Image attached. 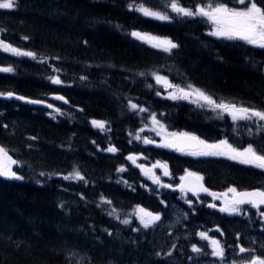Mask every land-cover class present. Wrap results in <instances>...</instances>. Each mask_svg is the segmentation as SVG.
Wrapping results in <instances>:
<instances>
[{"label":"trees","instance_id":"trees-1","mask_svg":"<svg viewBox=\"0 0 264 264\" xmlns=\"http://www.w3.org/2000/svg\"><path fill=\"white\" fill-rule=\"evenodd\" d=\"M16 2L17 8L0 10V39L37 53V59L0 50V67L13 68L12 72H0V91H15L45 103L0 97V143L18 158V172L24 177L16 182L0 178V264H201V258L191 250L198 227L217 225L225 233L234 232L226 242L241 241L254 249L253 254L264 256V229L258 210L244 207L242 216L237 217L198 202L194 212L185 206L193 219L187 224L194 237L183 240L179 248L172 244L156 256L158 248L169 242L167 230L155 227L134 232L139 221L131 214L140 205L169 217L180 203L179 192L153 184L126 160L131 152L143 154L138 164L165 161L174 175L172 184L189 169L199 172L215 192L230 185L240 190L264 188V170L255 166L227 158L189 157L157 145L145 146L129 135L144 124L149 126L148 117L155 112L170 131L191 132L210 142L227 138L237 147L264 145V130L257 129L260 122L251 121L249 129L247 123L234 122L228 115L212 119L214 111L207 107L165 97L164 88L150 74L157 67L169 66L173 84L186 86L190 82L214 99L264 108V49L210 35L211 25L205 18L180 17L164 7L171 0H135L167 12L172 17L167 21L129 10L130 0ZM177 2L194 10L197 3L209 0ZM227 2L236 6V0ZM133 30L167 37L178 47L166 53L132 37ZM41 57L48 59L40 62ZM53 67L62 71L53 72ZM139 72L146 75L139 76ZM178 74L184 79L177 78ZM50 75H59L64 83L53 84ZM58 93L67 98L68 106L50 99ZM128 99L148 112L137 115L129 110ZM49 103L62 109L57 119L48 114ZM92 119L106 121V129L93 127ZM109 143L118 151H103ZM120 165L125 171L117 173ZM74 166L87 183L63 179ZM42 171L44 176H40ZM57 172L61 175H47ZM121 178L128 184L118 183ZM101 195L111 200V205L102 203ZM113 208L120 219L130 216L131 223L121 224L109 216ZM205 217L219 220H201ZM244 217L250 220H236ZM196 219L202 221L199 226ZM235 233L241 237L236 238ZM170 249L172 254L164 255Z\"/></svg>","mask_w":264,"mask_h":264},{"label":"snow or ice","instance_id":"snow-or-ice-1","mask_svg":"<svg viewBox=\"0 0 264 264\" xmlns=\"http://www.w3.org/2000/svg\"><path fill=\"white\" fill-rule=\"evenodd\" d=\"M18 4L16 0H0V10H11L17 8ZM164 7L170 8L171 12L176 13L180 17H202L206 18L211 22L212 29L210 35L217 38H225L228 40H241L246 42L249 45L258 46L261 49H264V0H236V6H229L227 0L225 2H206V3H197L195 8L182 6L177 2V0H171L170 3L165 4ZM129 10H135L146 17H151L161 21L171 20L172 17L164 11L152 10L149 7H145L143 3L137 4L135 0H130L127 4ZM119 27V26H117ZM131 36L137 39L146 40L152 44V47L161 49L166 53H171L173 49H176L178 45L167 37H158L153 36L150 33H142L137 30L131 32ZM28 39V37H23ZM85 44L87 41L84 42ZM0 50L4 52H10L16 56H27L32 59H37V53L29 50L20 49L14 47L12 44L7 43L5 40L0 39ZM48 57H41L40 62H44ZM52 59L59 60V57H52ZM12 67H0V72H12ZM53 72L59 73L62 71L60 68H52ZM151 76L155 80L156 84L163 85L165 87L166 94L171 100L185 99L190 100L193 103L199 104L201 107H207L212 111L217 112V114L227 113L228 116L235 122L238 120H247V121H257V129L264 130V108L257 107L249 103L245 105L243 103L237 104L231 101L224 99H214L206 90L195 87L192 83H188L186 86L179 84H173L169 81L167 76H163L156 71H152ZM139 76H145V72L137 73ZM48 79L56 85L64 83L61 80L59 75H50ZM81 79H86V77H81ZM149 88L152 85H148ZM171 89V91H168ZM54 98L64 103H68L64 96L53 94ZM157 96H160L159 91L156 92ZM16 96L13 91H0V97L12 98ZM18 100H27L29 103L33 104H44L45 100L36 99L29 100L25 96H16ZM49 109H53L55 113L63 114L62 109L55 107L53 104H47ZM127 107L129 110H134L137 115L141 112H148V109L144 108L142 105L133 103L131 99H128ZM50 116H53V113H48ZM163 115V114H161ZM55 119V116H53ZM148 119L151 121L152 127L149 131H154L156 136L161 137L159 143L149 136L141 137L140 133L144 131V128H148V124H144L142 128L136 130L135 139L143 140L144 144H157L160 147L172 148L178 152L186 153L187 155L193 157H227L230 160L238 161L239 163L246 165H253L256 168L264 170V145L260 147H254L253 143H248L247 146H234L229 142L227 138H221L210 142L207 139H202L200 136L195 135L191 132H169L164 123L161 120L157 119V114L151 112ZM143 123V121H141ZM106 121L92 119L91 124L93 127L99 128L100 130L105 129ZM4 128L7 129L8 125H4ZM251 131V130H249ZM129 135H132L130 132ZM32 140H35L36 137H31ZM95 143V141H93ZM131 143V141H129ZM31 147V145H29ZM99 148V145H97ZM103 151L115 153L118 149L109 143L108 147L102 149ZM142 153H129L126 156V160L130 161L131 164L135 165L141 170V173L152 180L153 184L159 185L164 188H176L179 189L181 199L186 203L193 212L195 211L193 200L188 198L187 194L191 193L192 196H195L199 199L200 193H207L212 197L213 200L219 199L221 204L219 206V211L222 213L229 214H239L241 213L242 205H251L253 208H256L258 211L260 206L264 205V188H254L252 190H238L237 187L228 186L224 192L217 193L212 191L209 187H206L204 184V177L196 171H190L189 169L184 170V174L179 177L180 183L178 184H165L160 179L159 176L155 174L153 169L160 168L162 169L163 176H170L171 173L168 170L166 162L156 161L151 166H148L143 163H137V160L142 156ZM18 163L17 160L13 159L11 155L8 154L6 148L0 145V177L9 178V179H24L23 176L19 175L17 170H13V165ZM124 165H120L116 168L117 173L124 172ZM45 172H40V176H44ZM47 175H61V173H48ZM64 180H79L87 183L85 176L79 171L75 166L73 170L67 175H63ZM123 182L126 185L127 181L122 180L118 181ZM40 183V181H37ZM146 187V185H142ZM81 194V199H83ZM100 201L104 204L111 205L112 201L108 200L106 197L101 195L99 197ZM161 204H164L165 201L161 200ZM63 206V202H61ZM100 205H98L99 207ZM209 208H217V204L209 202L207 205ZM118 210L113 208L112 211L108 212L109 216H114L119 220L121 224L129 225L131 223L130 216H125L123 219H120L119 216L115 215ZM136 219L139 221L138 227L133 228L132 231H139L142 229L155 228L158 226L157 222L161 221V213L159 211H148L146 208L136 205L134 207L133 213ZM184 219L188 218V213H184ZM244 215H247L245 212ZM259 216L261 220H264V211H259ZM264 228V225H262ZM107 231V230H106ZM217 231H220L217 226ZM109 234L111 232L109 231ZM223 235V232L220 233ZM196 235L201 237V239L208 240L209 247L212 251L211 256L219 258V264H223L225 257V249L221 245V242L217 240L214 236H208L207 232L197 231ZM239 237V233L236 234ZM172 247H176L175 244ZM235 248L239 249V253H248L250 258H241L239 261L233 260L232 264H264V256L256 255L254 249H246L241 246L239 243L235 245ZM192 252L200 255L202 249L197 247L196 244L191 245ZM171 249L164 253L166 256H170ZM156 256H160V252L155 253ZM189 260H193L194 257L189 256ZM215 264V262H214Z\"/></svg>","mask_w":264,"mask_h":264},{"label":"rangeland","instance_id":"rangeland-1","mask_svg":"<svg viewBox=\"0 0 264 264\" xmlns=\"http://www.w3.org/2000/svg\"><path fill=\"white\" fill-rule=\"evenodd\" d=\"M206 19V18H205ZM207 20V19H206ZM209 23H210V25H211V22L209 21ZM211 29H212V25H211ZM154 71H156V72H158L159 74H161V75H163V76H167L168 77V79H169V81L171 82V77L168 75V73H173V69L171 68V67H169V66H163V67H161V68H156V69H154ZM177 78H179V79H184V78H182L181 77V75H175ZM172 83V82H171ZM190 83V82H189ZM181 85V84H180ZM160 87H161V89H163L164 88V90H165V87L161 84L160 85ZM168 91H171V89H168ZM166 92V91H165ZM165 97H167L168 98V96H167V94L165 95ZM169 99V98H168ZM174 101H176V100H174ZM188 101H190V100H188ZM190 102H192V101H190ZM55 107H58V106H56L55 104H53ZM50 111H49V113L51 112V113H53V116H55V119H57V117H59L61 114H59V113H55L54 112V110L53 109H49ZM225 115H228L227 113H221V114H217V113H214L213 114V117H217V118H223ZM52 116V117H53ZM157 119H159V120H161V122L162 123H164L165 124V126H166V128H167V130L169 131V132H172V131H170L169 130V127H168V125L159 117V116H157ZM149 127L148 128H144V131L143 132H141L140 133V135H141V137H143V136H149L150 138H153V139H155L158 143H159V141H160V139H161V137H159V136H156V134H155V132L154 131H149V129L152 127V125H151V121L149 120ZM143 127V126H142ZM141 127V128H142ZM105 129H106V125H105ZM139 129V128H138ZM137 130V129H136ZM136 130H134V131H131V133H132V138H133V140H135V141H139V142H142L143 143V140L141 139V140H136L134 137H135V133H136ZM144 144V143H143ZM147 144H145V146H146ZM154 145H157V144H154ZM163 148V147H162ZM149 166H151V164L149 165ZM153 171L155 172V174L157 175V176H159L160 177V179H162L163 178V174H162V172L161 171H159L158 169H153ZM183 175V174H182ZM179 183H180V181H179ZM156 185V184H155ZM180 192V191H179ZM181 193H180V199H181ZM187 196H188V198H189V194H187ZM206 197L208 198V200L210 201V202H212V203H215V204H217V207H219L220 206V204H221V201L219 200V199H217V200H213L212 199V197L211 196H209L208 194L206 195ZM181 201L184 203V201L181 199ZM184 204H186V203H184ZM193 204H195V202H193ZM187 205V204H186ZM188 206V205H187ZM217 209H219V208H217ZM184 213H186V211H185V209L182 207V205H177V206H175L173 209H172V216H173V220L172 221H170L169 223H164V228L165 229H168L169 230V234L171 235V240H173L174 242L175 241H177V240H180L182 237H185V238H188V236H187V234L186 233H184V232H178V228H179V225H180V223L182 222V221H184L185 219H184ZM242 213H243V210H241V213H239V214H230L231 216H242ZM229 214V213H228ZM260 217V216H259ZM264 221V220H263ZM260 222H262L261 221V218H260ZM158 223V222H157ZM219 229H220V231H217V226H214V228L213 227H206L205 229H203V230H201V231H204V232H207L208 233V236H210V237H215L217 240H219L220 242H221V245L224 247V243H223V238H226V235L223 233V235H221L220 233L221 232H223L222 231V229L219 227ZM196 245H197V247H199V248H201L202 249V253L200 254V256H202V257H204V258H207V257H205V256H210L211 258L210 259H207L206 261H204V263L203 264H214V262H215V264H217L218 262H219V258H217V257H213V256H211L210 255V253H211V251H212V249H211V247H209V248H207L206 246H204V245H206V244H208L209 245V242H208V240H205V239H201V237H199V236H197L196 237ZM224 249H225V257H224V260H223V264H225V258H226V255L228 254V250L229 249H227L226 247H224ZM238 252H239V249L237 250ZM243 258H250L249 256H246V257H243ZM236 261H238V260H236ZM228 262V261H227ZM230 264H232V262H230Z\"/></svg>","mask_w":264,"mask_h":264},{"label":"flooded vegetation","instance_id":"flooded-vegetation-1","mask_svg":"<svg viewBox=\"0 0 264 264\" xmlns=\"http://www.w3.org/2000/svg\"><path fill=\"white\" fill-rule=\"evenodd\" d=\"M185 155H187V154H185ZM244 165H246V164H244ZM250 166V165H249ZM162 219V218H161ZM201 220H206V221H218L219 219L218 218H212V217H208L207 219L205 218H201ZM236 220H243V221H249V219L248 218H238V219H236ZM259 220H260V218H259ZM185 221L188 223V222H192L193 221V219L190 217V218H188V219H185ZM262 221V224L264 225V221L263 220H261ZM184 224V221H182L181 222V225H183ZM264 229V228H263ZM190 229L188 228V227H181L180 228V233L181 232H184V233H186V234H189L190 232ZM234 232H230V233H225V235L226 236H230V235H234L233 234ZM240 234V233H239ZM235 237H237V235H236V233H235ZM241 237V234L239 235V237L238 238H240ZM263 237H264V235H263ZM241 246H243V247H247L245 244L243 245V243L242 242H238ZM225 245V244H224ZM230 249H233V250H235V251H237L238 250V248H235V245L233 244V243H229V244H226ZM204 246H206L207 248H209V245L208 244H206V245H204ZM235 260H240L241 258H243V257H246V256H248V253H235ZM205 257H207V258H203V261H206L207 259H210L211 257L210 256H205ZM229 260V259H228ZM231 262V261H230ZM217 264H219V262L217 263Z\"/></svg>","mask_w":264,"mask_h":264},{"label":"bare ground","instance_id":"bare-ground-1","mask_svg":"<svg viewBox=\"0 0 264 264\" xmlns=\"http://www.w3.org/2000/svg\"><path fill=\"white\" fill-rule=\"evenodd\" d=\"M161 67H163V66H161ZM161 67H157V68H161ZM156 69V68H155ZM154 71V70H153ZM15 94H18V95H21V94H19V93H17V92H15V91H13ZM21 96H23V95H21ZM25 97H27V96H25ZM29 100H31L29 97H27ZM8 99H10V100H13V99H11V98H8ZM13 101H15V100H13ZM24 103H29V102H24ZM47 106V105H46ZM81 109V108H80ZM11 115V114H10ZM132 122V121H131ZM126 126V125H125ZM0 145H2L1 143H0ZM2 146H4V145H2ZM5 147V146H4ZM6 148V150L8 149L7 147H5ZM20 175V174H19ZM19 179H16L15 181H7V182H16V181H18ZM206 219L208 218V217H205ZM173 220V216H172V213H171V215L169 216V217H166V219H165V223H168V222H170V221H172ZM195 222H196V224L198 225L199 223H202V221L200 220V219H196L195 220ZM206 222V221H205ZM193 224V223H192ZM199 226V225H198ZM194 227H196V226H194ZM171 235H169V242H167V244L165 245V246H163V247H159L158 248V250H157V252H160L161 254L163 253V252H165V250L170 246V245H172L173 243H174V241L173 240H171Z\"/></svg>","mask_w":264,"mask_h":264},{"label":"water","instance_id":"water-1","mask_svg":"<svg viewBox=\"0 0 264 264\" xmlns=\"http://www.w3.org/2000/svg\"><path fill=\"white\" fill-rule=\"evenodd\" d=\"M16 96H21V95H18V94H16ZM16 96H14V97H12L11 99H13V100H15V101H19V102H28L27 100H18V99H16ZM51 99H53V100H55V101H58V102H61V103H63V104H69V102L68 103H64L63 101H59V100H56L55 98H54V95L51 97ZM67 100V99H66ZM68 101V100H67ZM79 110H81V109H79ZM172 149V148H171ZM173 150H175V149H173ZM8 154L9 155H11L12 157H13V159H15V160H17L12 154H10L9 152H8ZM13 167V170H16V167H17V164L16 165H13L12 166ZM162 170V169H161ZM169 170V169H168ZM169 172H170V170H169ZM171 173V172H170ZM166 177H169V176H166ZM1 179H3V180H5V181H15L16 179H9V178H4V177H0ZM250 190H252V189H250ZM191 194V193H190ZM205 193H200L199 195H204ZM192 195V194H191ZM260 207H262V208H264V205H262V206H260Z\"/></svg>","mask_w":264,"mask_h":264}]
</instances>
